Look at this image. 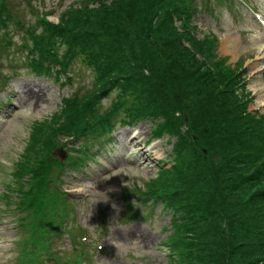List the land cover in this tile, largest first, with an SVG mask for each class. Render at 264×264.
Returning <instances> with one entry per match:
<instances>
[{
    "label": "trees",
    "instance_id": "obj_1",
    "mask_svg": "<svg viewBox=\"0 0 264 264\" xmlns=\"http://www.w3.org/2000/svg\"><path fill=\"white\" fill-rule=\"evenodd\" d=\"M2 1L0 17L12 20ZM90 1L45 25L46 37L27 34L40 60L50 58L61 67L64 62L67 71L78 57L94 78L60 113L32 123L12 173L19 178L30 171L46 181L66 166L56 152L63 137H85L120 113L162 117L158 127L167 126L179 137L174 163L145 181L147 190H137L167 202L177 214L169 244L179 256L171 263L264 264V125L244 116L239 98L227 92L229 74L223 72L238 67L213 69L215 38H198L187 24L190 0ZM2 26L0 42L6 45ZM114 89V100L103 110L101 100ZM18 188L22 200L32 196L38 206L52 210L58 205V198L40 196L33 186L24 191L22 180Z\"/></svg>",
    "mask_w": 264,
    "mask_h": 264
},
{
    "label": "rangeland",
    "instance_id": "obj_2",
    "mask_svg": "<svg viewBox=\"0 0 264 264\" xmlns=\"http://www.w3.org/2000/svg\"><path fill=\"white\" fill-rule=\"evenodd\" d=\"M20 0H12L16 9L15 17L23 19L27 24L34 21L31 13H25L21 10L17 4ZM34 4L38 5L35 0H32ZM75 1L78 0H47V8L53 7L56 12L51 14V20H57L62 5L74 6ZM108 2V1H107ZM250 5L258 6V0H249ZM264 9V0L260 2ZM227 9L216 14L204 13L201 15H194L192 23L198 24L200 30L205 32L211 31L217 41L215 43V53L219 57H226L225 65L228 66H240L242 69L246 68L244 76H246V92L250 90L255 96L254 103L249 105L250 110L260 108V112L264 113V32L255 21L252 10L248 9L245 5L238 6L235 9L233 17L230 16ZM10 36L15 41V53L14 59L19 65L22 74L26 76L28 86L32 84L36 90L42 89L43 99L41 102L37 101L28 103L25 101L24 88L23 95L18 99V103L13 99V111L14 116L9 119L3 132L0 136V212H7L9 209H5V203L3 202V193L8 189V184L12 182L14 176L12 171L15 168V163L21 155L25 144L26 138L29 136L30 127L35 120H42L49 117L54 111L60 108L61 98L63 95H67L76 89V86H63L62 82L64 77L57 82L55 78L47 76V73H43L39 76L38 73L32 71L29 64H25L23 60L25 58V50L23 51L19 44L23 43L22 34L18 32L15 26L10 25ZM13 33V34H12ZM201 34V32H199ZM3 57V56H1ZM76 76L78 84H84L85 88H89L92 85L94 78V72L87 66H84L79 59L74 62L71 67ZM262 70V72H260ZM8 90V89H7ZM7 90H3L0 94L1 99H5L4 95ZM22 101V103H21ZM110 103V100L104 99L103 106L106 107ZM0 119L3 116L0 114ZM143 126V140L147 139L149 133V126L147 122L142 123ZM129 131V130H127ZM152 131V130H151ZM167 137L154 141L149 147L151 150V157L145 156L140 159L141 165L132 167L131 165L137 164V161L142 153H138V149L127 148L126 145L120 142H116L113 145V149L105 155L100 156L99 162L92 163L88 167V171L91 176H100L98 173L104 170L108 165H111L107 160L114 161L115 159H121V165L127 164L126 157L129 156L132 159L130 166L125 167L128 170H122L119 173L107 176L98 181H92L87 179L84 173L76 179L86 180L87 192L89 197L87 199H75V203L79 205V208L75 211V216L79 219L83 225L93 224V228L97 226L99 220L103 217L99 215V209H106L105 218L107 222L119 223L120 210L125 207L122 204L123 200L120 198L121 190L131 184L132 181L142 184L144 180L155 177L158 171L159 161L167 160L169 162L168 154L172 149V142L166 143ZM202 154H206V151L200 147ZM129 152H132L129 155ZM139 162V161H138ZM83 174V175H82ZM82 176V177H81ZM72 177H65L64 186L68 187V181L71 182V187L75 192H79L82 189V180H72ZM102 178V177H101ZM121 200V201H119ZM124 203V202H123ZM155 215L146 217V213L141 211L139 216L142 218L139 221L131 224L127 228H118L114 233V240L106 243V251L108 257L117 256L120 259L118 263L125 264H170L168 258L165 256L166 246L163 245V241L170 234L168 230L164 231L163 227L170 225L171 215L169 212L162 210V205L155 207ZM137 208L131 209L136 211ZM26 214V212H24ZM85 214L88 216L84 217ZM82 216V219H81ZM143 216L147 220L143 223ZM8 220H12V217H7ZM136 220V219H134ZM16 223H0V264H15L16 257L19 255L17 247V239L20 238L21 233L15 227ZM109 232L113 230L108 227ZM96 230L93 229L91 233ZM113 235V233H112ZM65 236V235H64ZM96 245V244H95ZM61 248H64L61 246ZM64 249H67L64 248ZM31 264H41L42 258L37 251L27 257ZM116 261V258H114ZM108 261L104 257L103 262ZM105 262L104 264H107ZM53 264L55 262L53 261Z\"/></svg>",
    "mask_w": 264,
    "mask_h": 264
},
{
    "label": "bare ground",
    "instance_id": "obj_3",
    "mask_svg": "<svg viewBox=\"0 0 264 264\" xmlns=\"http://www.w3.org/2000/svg\"><path fill=\"white\" fill-rule=\"evenodd\" d=\"M25 88L27 89V91H25V101H28V103H33L34 101L37 103L41 102L43 99V94H42V89H38L36 90V88L30 84L29 86L26 85ZM143 154H146L145 152H143Z\"/></svg>",
    "mask_w": 264,
    "mask_h": 264
}]
</instances>
